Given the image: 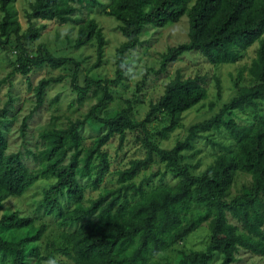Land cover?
I'll use <instances>...</instances> for the list:
<instances>
[{
  "label": "trees",
  "instance_id": "trees-1",
  "mask_svg": "<svg viewBox=\"0 0 264 264\" xmlns=\"http://www.w3.org/2000/svg\"><path fill=\"white\" fill-rule=\"evenodd\" d=\"M15 1L0 0V45H12L17 57V66L10 76L28 77L42 66L64 69L73 65L72 86L78 98L82 100L93 87L100 95L99 102L83 119L66 128L42 132L38 154L28 150L35 159H41L42 166L35 171L29 169L23 153H9V118L7 122L0 118V264H45L49 260L52 264H161L159 256L177 250L205 224L210 233L205 247L181 251L187 264H235L241 250L264 257V117L256 122L238 120L245 109L257 110L264 101V0H33L26 10V29L11 9ZM92 1L100 14L119 22L118 30L126 39L117 50L115 78L90 75L104 64L106 45L98 21L83 15L79 7ZM184 15L190 20L189 39L168 48L162 57L161 72L187 53H198L219 65L239 61L257 42L260 48L257 58L246 66L253 84L241 86V72L234 79L237 94L212 117L193 124L185 140L164 149L152 141L149 124L163 113L169 116L170 123L159 134L167 137L178 128L182 115L208 98L204 76L184 77L178 70L142 120L136 118L129 99L115 116L100 117L97 110L113 100L111 85L126 79L130 63L126 62L125 53L141 43L144 29L164 27ZM44 20L78 26L72 49L96 41L98 59L84 75L83 85L79 81L82 60L57 55L45 43H39L36 49L28 48L29 43L36 44L40 39L44 26L38 25V21ZM66 77L61 74L39 81L34 88L38 98L36 109L42 105L47 87ZM217 80L221 98V83ZM210 106L214 107L215 102ZM33 114L34 111L23 119L24 135ZM89 118L100 122L105 131L92 146L85 147L81 129ZM137 129L145 133L142 144L146 156L130 160L127 167L117 171V186L87 200L80 178L92 179L91 186L98 189L110 171L105 145L119 137L121 147L127 132ZM223 130L231 137L230 143H219L224 152L198 172L200 162L187 161L195 156L188 157L185 152L194 150V142L202 133ZM155 155L165 164V170L159 167L151 176L138 181L143 169L158 163ZM95 158H99L98 163ZM167 171L176 178L174 184L163 183ZM238 172L249 173L252 183L231 197ZM159 176L157 183L154 180ZM47 177H53L55 182L44 189L34 212L7 207L12 198L22 197ZM41 210L65 229L60 240L43 242L48 225L36 224ZM60 253L66 259L60 260Z\"/></svg>",
  "mask_w": 264,
  "mask_h": 264
},
{
  "label": "rangeland",
  "instance_id": "rangeland-1",
  "mask_svg": "<svg viewBox=\"0 0 264 264\" xmlns=\"http://www.w3.org/2000/svg\"><path fill=\"white\" fill-rule=\"evenodd\" d=\"M32 1L16 0L11 5V9L17 12L18 19L24 29L29 26L26 10L29 9V4ZM103 1L108 2L109 0ZM80 5L83 15L92 16L98 21L106 39L104 64L94 69L90 75L97 76L100 74L103 77L115 78L117 50L126 40L118 30L119 22L114 17L100 14L98 5L93 1L83 6ZM1 18L2 14L0 13V20ZM38 25L44 26L41 37L36 41V44L29 43L28 48L30 50L36 49L39 43H45L57 55L66 54L82 60L79 81L83 85L85 83L83 81L84 75L88 73L89 68L98 59L96 41L91 45L75 50L72 49V44L78 33L76 24L69 22L62 25L56 21L44 20L38 21ZM189 27L190 20L188 15H184L179 21L168 23L164 27L147 26L140 36L141 43L125 53L126 62L130 63L126 79L121 83L111 85L114 98L106 103L103 108L97 110L98 115L100 117L115 116L126 106V100L129 99L133 102L136 118L142 120L150 110L151 103L159 101L165 91L166 84L175 76L178 70L181 71L184 77L204 76L205 86L208 89V98L185 112L178 128L167 137L161 136L159 131L170 123L169 116L163 113H159V119L154 120L148 126L152 141L164 149H171L178 140L186 139L189 128L193 124L212 117L225 102L237 94L234 79L241 72H243V77L240 79V85L250 86L253 84L246 66H249L257 58L260 48L259 42L250 47L242 55L241 59L234 63L214 65L198 53H187L179 61L169 64L166 71L161 72L163 54L167 52L169 47L176 46L189 39ZM12 43L15 45V41ZM15 51L12 45L7 47L0 45V118L2 120L6 118V122L9 118L11 127L9 132V153L15 151L23 153L29 169L35 171L42 166V162L41 159H35L33 153L29 154L28 150L35 151L38 154L42 145L40 142L42 132L47 129L66 128L71 122L86 117L90 110L99 102L100 92L93 87L87 96L80 100L72 86L71 75L75 69L73 65H68L64 69L42 66L34 69L28 77L21 74L10 76L17 66ZM61 74H65L67 77L62 82L54 83L47 87L44 101L36 109L38 98L34 88L41 79L58 77ZM217 79H220L221 83V98L217 93ZM30 84L32 88H30ZM12 97H14L13 101ZM211 102H215L214 107L210 106ZM33 111L34 114L28 120L29 127L24 135L21 131L23 119ZM4 113H6V116ZM261 117H264V101L259 104L257 110L252 107L245 109L241 117H238V120L240 122H248L249 120L256 122ZM104 131L105 129L100 122L89 118L85 127L81 129L85 147L92 146L96 137ZM144 134L141 129L131 130L127 132V137L121 147H119V137L113 138L105 145L104 149L108 152L110 161V171L103 182L99 184L98 189L91 186L92 179L80 178L81 184L85 187V198L87 200L96 198L104 190L117 186V171L127 167L130 160L146 156V148L142 144ZM230 140L231 137L225 130L204 132L195 140L194 150L185 152L188 157L191 154L195 156L188 158L187 161L193 164L200 162V166L197 169L199 172L213 163L217 155L224 152V149L218 144H229ZM157 159L159 158L155 155L154 160L159 164L155 163L154 167L149 166L143 169L138 175V181L151 176L153 171L159 167H161L162 171L165 170V164ZM98 162L99 158H95V163ZM163 176L164 179L162 181L165 184H174L177 181L170 171H167L166 175ZM159 179L160 176L155 178L154 181L160 183ZM54 182L55 179L53 177L40 179L22 197L12 198L8 202L7 207L11 210L21 208L28 213L34 212L35 207L40 204L44 189ZM251 183L252 179L249 173L238 172L230 196L234 197L240 194ZM40 212L39 215H41L36 219V224L46 223L48 225L43 242L60 240V234L65 229L58 226L57 220L53 216L44 214L43 210ZM209 236L210 233L205 224L201 229L185 239L177 250H170L159 256L161 264H187L181 251L189 252L191 249L204 248ZM57 256L60 260L66 259L61 253ZM239 257V261L235 264H264V257L253 256L244 250H241Z\"/></svg>",
  "mask_w": 264,
  "mask_h": 264
},
{
  "label": "clouds",
  "instance_id": "clouds-1",
  "mask_svg": "<svg viewBox=\"0 0 264 264\" xmlns=\"http://www.w3.org/2000/svg\"><path fill=\"white\" fill-rule=\"evenodd\" d=\"M45 264H52V261H46Z\"/></svg>",
  "mask_w": 264,
  "mask_h": 264
}]
</instances>
